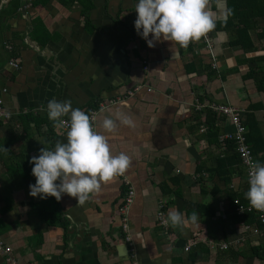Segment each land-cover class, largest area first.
Wrapping results in <instances>:
<instances>
[{"label": "crops", "instance_id": "0c3cea01", "mask_svg": "<svg viewBox=\"0 0 264 264\" xmlns=\"http://www.w3.org/2000/svg\"><path fill=\"white\" fill-rule=\"evenodd\" d=\"M63 1L34 7L26 1V14L20 11L7 20V30L0 29V97L10 114L0 121V238L10 247L8 253L0 251V264H264L249 253L264 242L263 230L232 215L251 211L250 205L235 198L244 207L236 211L228 197L230 190L247 185L243 166L228 176L216 170L224 135L235 128L232 117L210 106L234 108L246 139L243 118L254 105L258 143L264 144V92L251 76V68L264 66V39L257 36L264 18L258 17L252 30V17L240 0H221L233 14L209 32L210 49L202 38L186 49L171 41L149 47L134 28L137 0H93L91 32L83 26L79 1ZM209 3L215 10L217 0ZM36 17L47 30L45 42L31 33ZM244 22L251 24L246 33ZM10 47L16 54L9 58ZM53 98L82 110L99 103L90 117L101 132L106 116L135 121V127L104 132L114 154L123 151L131 158L123 177L102 183L84 204L67 194L55 198L64 226L48 225L38 215L34 203L48 197L29 194L35 183L31 158L66 140L67 129L53 126L50 134L43 121L30 119L47 115ZM211 119L217 134L206 130ZM128 187L133 190L125 213L130 242L119 212ZM174 210L185 214L184 231L164 223ZM193 211L199 223L190 221ZM252 226L259 234L245 230ZM223 243L229 247L222 249Z\"/></svg>", "mask_w": 264, "mask_h": 264}, {"label": "clouds", "instance_id": "9594fccd", "mask_svg": "<svg viewBox=\"0 0 264 264\" xmlns=\"http://www.w3.org/2000/svg\"><path fill=\"white\" fill-rule=\"evenodd\" d=\"M135 10L134 28L149 47H155L156 42L171 41L180 49L206 37L218 22L226 24L233 14L226 2L222 6L221 0H217L215 10L209 0H137ZM175 55L178 52H174ZM120 103L127 105L125 100ZM46 112L54 127L67 129L66 140H57L54 146L40 149L39 155L29 161L35 177V183L29 185L32 197L52 196L59 201L67 194L84 204L92 194L100 191L102 183L125 174L131 166L130 156L123 151L114 154L104 134L115 132L119 125L135 127L130 116L118 114L116 120L106 116L100 125L104 130L101 132L94 118L81 108H74L70 100L53 98L47 102ZM248 163L245 198L251 208L264 212V162L250 158ZM190 221L199 223V213L193 211ZM164 223L184 231L185 214L169 211Z\"/></svg>", "mask_w": 264, "mask_h": 264}, {"label": "trees", "instance_id": "16d2710c", "mask_svg": "<svg viewBox=\"0 0 264 264\" xmlns=\"http://www.w3.org/2000/svg\"><path fill=\"white\" fill-rule=\"evenodd\" d=\"M28 3L31 5V7L37 6V5H44L47 3L48 0H27ZM79 4L81 6L80 9V16L82 18L83 26L86 29L87 32H91L93 27L91 25V20L89 17V12L93 6V0H78ZM66 4H69V1H63ZM245 4V7H242V4ZM22 4V0H10L7 6H2L0 9V29L3 31L7 30L9 28V25H7V20L12 17H16L20 15V6ZM246 0H240V8H245L248 10L250 16L252 17V30L256 28V22L258 17L264 18V0H252V5H246ZM247 15V14H246ZM244 24V32L246 33L247 28L251 27V24H247L246 22ZM248 26V27H247ZM32 27L33 30H31L32 34H35L36 37L39 39L40 36H42L43 40L40 42L46 41V33L47 30L43 28L42 23L39 18H34L32 20ZM1 33V32H0ZM41 33H45L42 34ZM258 38L264 39V31L257 34ZM14 37V36H13ZM14 39V38H13ZM12 46V45H11ZM253 46V43H252ZM9 49V58L15 56L16 51L15 49H12L13 47H10ZM261 61L264 62V55L260 58ZM255 76L256 79V85L259 88V90L264 92V66L263 68H260L258 70L255 69V71L251 68V76ZM254 78V77H253ZM254 79V80H255ZM99 103L97 102H90L84 105L83 110L90 115V113L98 108ZM255 106L251 105L249 107V111L245 112L244 123L246 126V139L248 144L251 146L252 151L254 155L257 157V160L263 161L264 160V144L258 143V139L262 138L261 133L259 130L258 123L255 119L253 111L255 110ZM27 116V115H26ZM30 116V115H29ZM31 121L34 123L43 121L44 124L48 127V132L50 134L52 133V122L48 119L47 115L40 116V117H32L30 118ZM207 124V132L210 131H216L217 134V126H214L212 119L207 120L205 122ZM234 142L232 140H226L225 143V150L224 153L219 159H217L216 167L217 171L219 170V167L223 171L224 176H228L231 172V169L235 170L237 167H241V161L240 157L237 151H235L234 148ZM242 168V167H241ZM245 174V173H244ZM248 186L245 185V187L239 191H231L230 195L228 196L230 198L231 204L232 201L235 198H238L240 202L243 204H249L248 200L245 198V192L247 191ZM196 207H198V204H193ZM34 207L36 208L38 215L42 220H44L48 225H65L64 219L60 217L58 214V201H56L55 197H52L51 199L48 197V199L34 203ZM259 212L253 208H251V211H245L240 215L232 214L235 221L241 222L243 224L247 225H257L261 230H263V224L259 221ZM247 231L251 232V229H245ZM226 244V243H223ZM222 249H227L229 246L223 248L222 245L220 246ZM240 250V249H238ZM243 251V250H242ZM239 251V254L243 255V252ZM249 253L251 257H256L257 259L264 260V242H262L258 246H251L249 249Z\"/></svg>", "mask_w": 264, "mask_h": 264}, {"label": "built area", "instance_id": "2783aa9c", "mask_svg": "<svg viewBox=\"0 0 264 264\" xmlns=\"http://www.w3.org/2000/svg\"><path fill=\"white\" fill-rule=\"evenodd\" d=\"M202 39L205 42L206 48L210 49L212 46V38L210 37L209 33L206 35V37H202ZM9 65H11L15 69L18 68V62L14 61V60H9ZM4 90L5 89H3V91ZM129 93L131 94V91H129ZM210 106L216 112L226 114V115H230L232 117L233 124H234L235 128L232 131L227 132L224 135V139L232 140V142L235 143L234 148H235V151H237L239 154L241 165L243 166L244 172H245V180L247 183L248 173H249L248 161L250 158L252 160H257V157L254 155L252 148L246 142V139H245L244 133H243L244 132V126L240 123V121H239L240 119H239L238 115L235 114L234 108H231V107L226 106V105H217V104H211ZM195 107L198 110L200 108V105H195ZM8 117H9V114L5 111V109H3V100L0 97V121L7 119ZM261 162H264V160ZM121 177H123V175H121ZM123 181L125 182V184L128 185V181H126V180H123ZM247 186H248V183H247ZM132 200H133V190L130 187H128L126 190V193L122 199V203L120 204V207H119V212H120L121 218H122L121 228H122V231L124 232L126 242H130L131 237L128 234V226L126 223L125 213H126L128 206L132 202ZM234 204L236 206V211H239V212L244 211V207L242 204H240L238 202V199H234ZM248 209H250V207H248ZM259 221L264 226V212L259 211ZM248 228L251 229V231L254 234H259V232H260V229L257 226H252V227H248ZM262 232H264V227H263ZM222 247L225 248L226 244H222ZM187 248H188V246L185 247V249H187ZM0 251H3L4 253H8L10 251V247L4 245L1 238H0ZM8 259L10 260V258H8Z\"/></svg>", "mask_w": 264, "mask_h": 264}, {"label": "water", "instance_id": "95a60500", "mask_svg": "<svg viewBox=\"0 0 264 264\" xmlns=\"http://www.w3.org/2000/svg\"><path fill=\"white\" fill-rule=\"evenodd\" d=\"M9 1H10V0H6V1H4L3 6H7V4H8ZM26 1H27V0H22V4H21V6H20V11L22 12L23 15L26 14V11H25ZM1 7H2V6H1ZM1 7H0V9H1Z\"/></svg>", "mask_w": 264, "mask_h": 264}, {"label": "flooded vegetation", "instance_id": "af4514ba", "mask_svg": "<svg viewBox=\"0 0 264 264\" xmlns=\"http://www.w3.org/2000/svg\"><path fill=\"white\" fill-rule=\"evenodd\" d=\"M9 3V2H8Z\"/></svg>", "mask_w": 264, "mask_h": 264}, {"label": "rangeland", "instance_id": "374dc122", "mask_svg": "<svg viewBox=\"0 0 264 264\" xmlns=\"http://www.w3.org/2000/svg\"><path fill=\"white\" fill-rule=\"evenodd\" d=\"M245 173V172H244Z\"/></svg>", "mask_w": 264, "mask_h": 264}]
</instances>
